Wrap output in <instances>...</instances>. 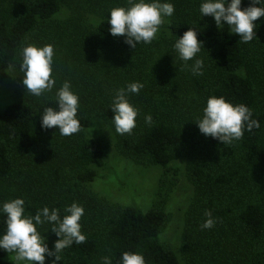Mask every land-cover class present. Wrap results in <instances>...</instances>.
Segmentation results:
<instances>
[{"label":"trees","instance_id":"trees-1","mask_svg":"<svg viewBox=\"0 0 264 264\" xmlns=\"http://www.w3.org/2000/svg\"><path fill=\"white\" fill-rule=\"evenodd\" d=\"M250 3L251 0H242L241 7ZM63 4L62 0H25L10 18L0 17V89L11 68L21 60L23 47L32 44L38 28L62 16ZM107 15L94 19L95 37L107 45H127L123 36L109 33ZM255 23L257 37L248 43L241 42L227 25L218 27L213 22L181 16L164 22L156 37L161 33L174 42L189 27H195L210 67L211 79L203 83L207 98L224 96L233 103L247 105L259 127L245 130L241 139L224 144L199 131L195 120L201 113L187 117L166 114L169 104L161 89L148 100L152 124L143 120L131 134L120 135L121 153L139 164L160 165L167 172L174 160L185 158L196 189L182 243L192 264H219L223 259L229 264H264V17ZM158 43L155 38L150 44L141 42L128 50L129 66L137 65L133 55L137 56L139 47ZM109 103V99L105 100L103 107ZM49 106L57 107L55 95L40 103L16 100L0 108V179L14 174L15 152L31 157L48 151L56 154L62 164L61 157H65L64 169L70 168L72 176L66 180L55 169L56 180L66 182L60 188L66 192L53 201L54 207L63 210L76 201L83 207L90 206L95 214L81 218L86 241L65 248L57 264H102L104 256L111 257L112 264H119L123 251L142 253L146 264H180L178 254L160 241V231L167 220L161 207L143 211L126 206L110 213L105 203L98 209L97 200L88 197L85 184L94 181L97 173L93 166L103 165L106 156L101 139L83 135L93 125V117L78 111L80 131L62 136L58 129L41 127V114ZM43 206L41 197H34L33 202L25 203L26 213L34 216ZM206 210L216 221L210 229L201 228ZM5 227L0 215V233ZM46 243L53 248L54 243ZM5 254L0 249V264H12L4 259ZM52 259L46 256L45 264Z\"/></svg>","mask_w":264,"mask_h":264},{"label":"rangeland","instance_id":"rangeland-1","mask_svg":"<svg viewBox=\"0 0 264 264\" xmlns=\"http://www.w3.org/2000/svg\"><path fill=\"white\" fill-rule=\"evenodd\" d=\"M23 1L25 0H0V17L10 18ZM62 2L65 6L62 16L50 21L47 27L38 28L32 40V44L54 46V88L39 97L29 93L22 83L20 60L11 68L8 79L0 89V108L5 109L16 100L40 103L55 95L56 89L64 81H70L72 90L79 96L78 111L90 114L94 120L93 125L84 130L83 135L101 139L106 151L104 164L93 166L97 173L96 178L85 184L88 197L97 200L98 209L101 203H105L110 213L118 207L126 206H135L143 211L155 206L161 207L167 214V220L160 231V241L178 254L180 264H192L182 248V243L196 189L186 170L185 158L174 160L165 172L160 165L139 164L124 156L119 147L120 135L115 132L111 121V103L105 107L103 105L105 100L112 101L117 89L138 81L144 85L143 88L139 93L129 94L130 102L139 109L136 126L143 123L148 112L152 114L148 100L161 89L166 93L169 104L166 114L176 117H187L195 112L202 114L207 99V88L203 83L211 79L209 62L204 52L200 51L197 55L204 61L203 74L193 75L191 65L194 61L180 60L172 47L174 42L168 36L162 37L160 33L156 37L158 44L149 45L147 48L139 47L137 56L133 55L137 65L132 68L129 66L131 57L128 50L134 48L102 43L95 37L92 26L96 17L108 14L112 7L127 5L128 0ZM172 2L175 6L174 14L165 17L164 22L181 16L215 23L211 16L201 17L200 0ZM55 155L46 151L26 157L15 152L14 174L0 179V202L22 197L25 203H29L34 201V197H41L44 205L50 209L54 207L53 201L66 192L60 189L66 182L56 180L55 169H59L60 175L66 180L72 176L70 168L64 169L65 157H61L63 165L57 161ZM84 209L87 217L95 214L88 205ZM60 212L61 215L64 214L63 210ZM39 230L50 244L58 238L49 225L39 226ZM230 251L238 252V249L231 248ZM4 259L12 264H26L17 262L15 253L7 251ZM219 264L229 263L223 259Z\"/></svg>","mask_w":264,"mask_h":264},{"label":"clouds","instance_id":"clouds-1","mask_svg":"<svg viewBox=\"0 0 264 264\" xmlns=\"http://www.w3.org/2000/svg\"><path fill=\"white\" fill-rule=\"evenodd\" d=\"M242 0H200L199 11L202 16H211L219 27L227 25L231 33L238 34L240 41L248 43L257 37L256 21L264 17V0H251L247 7H241ZM172 0H128L127 5L112 7L106 17L108 31L112 36H123L124 42L136 48L141 42L150 44L158 33L165 17L174 14ZM174 41L172 47L180 60L194 61L191 65L193 75H202L204 61L198 57L202 41L198 40L195 27H189ZM54 46L45 44H27L21 52L20 71L25 89L34 96L51 92L55 86L53 72ZM141 82H131L126 87L115 91L110 104L113 116L111 121L119 135L131 134L136 126L137 109L129 99V94L139 93L143 88ZM57 107H44L41 114V127L58 129L60 135L70 136L80 131L77 116L79 96L72 90L70 81H64L56 89ZM152 124L151 114L144 117ZM199 131L224 144L243 137L244 131L259 127V122L252 119L251 109L243 103H233L224 96L209 95L202 115L195 120ZM85 209L76 201L66 205L61 215L60 209L45 205L35 215L26 213L25 200L16 197L0 202V215L4 217L5 230L0 233V249L15 253L17 262L26 264H45L46 255L54 257L49 264L61 260L60 253L67 247L83 244L87 237L82 232L80 223ZM201 224L202 229L214 227L216 221L210 210ZM49 225L58 239L53 248H49L46 237L39 226ZM102 264H112L109 256L102 257ZM119 264H146L142 253L123 251Z\"/></svg>","mask_w":264,"mask_h":264}]
</instances>
